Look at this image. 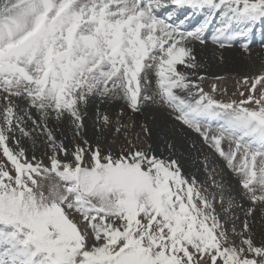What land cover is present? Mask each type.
I'll list each match as a JSON object with an SVG mask.
<instances>
[{
    "label": "snow or ice",
    "instance_id": "6c2138e0",
    "mask_svg": "<svg viewBox=\"0 0 264 264\" xmlns=\"http://www.w3.org/2000/svg\"><path fill=\"white\" fill-rule=\"evenodd\" d=\"M258 24L264 0H0V264H264V67L229 97L195 52ZM152 107L222 167L193 142L185 175Z\"/></svg>",
    "mask_w": 264,
    "mask_h": 264
},
{
    "label": "rangeland",
    "instance_id": "374dc122",
    "mask_svg": "<svg viewBox=\"0 0 264 264\" xmlns=\"http://www.w3.org/2000/svg\"><path fill=\"white\" fill-rule=\"evenodd\" d=\"M256 42V44L254 42H251V44H249L248 51H244L240 45H237L236 47H233L235 45H232L230 47L226 46L225 48H223V54L226 52L230 53L234 50V48H236L235 55L236 58H238L237 62L240 67L238 69H224L223 65V67H220L221 70H210L206 72H204V70L201 71V73L206 76V79L202 82V87H204L206 91H210L211 84L213 82H216L218 83L221 90L226 89V96H232L233 93L237 91L238 81H240L244 76H251L258 73L261 68L264 67V30L263 34L257 33ZM221 53L222 52L216 53L217 55L215 56L213 67H219L220 64L222 65V62H224V56L223 54L221 55ZM214 77H221V79L219 81H214ZM105 108H108V106H102L101 110H104ZM95 111V107H90L88 117L85 120L86 135L89 139H94L92 125L93 121L95 120ZM109 111H111V109H109ZM160 111H163V109L152 107L145 110L143 116H141V119H139L138 116L135 117V119H137L138 121H147L150 126H153L154 123L155 125L159 126V129H163L168 133L169 138L173 140L177 145V157L180 160V164L182 169L184 170L185 175L189 177L195 175L199 181H205L206 179V173L202 165L203 155H198L197 152L190 150L189 146L193 142L197 144L198 148L202 149L203 154L209 156L210 160L214 159L216 161V167L218 169L222 167V161H220L218 157L212 156L210 150L206 146L202 145V142L199 140V137L196 133L191 132V130L183 128L181 125L175 123H171L169 127L165 126L163 122L155 119V116H160ZM165 113L168 114V112ZM157 130L158 129L154 128V133ZM61 134V132L57 133L58 136H60ZM68 135L70 137L71 134L69 133ZM155 139L156 137L154 135L153 141H155ZM24 142L28 148H32L31 141ZM160 151H163L164 155L168 154L162 142ZM222 178L226 185L231 186L234 195H237L241 192L237 183V178L226 168H224L222 171ZM217 179L219 180L221 179V177L218 176ZM244 204L245 206H247V201H244ZM256 230L258 233L257 239H259V234L261 232H264V228H262L258 223Z\"/></svg>",
    "mask_w": 264,
    "mask_h": 264
},
{
    "label": "bare ground",
    "instance_id": "6f19581e",
    "mask_svg": "<svg viewBox=\"0 0 264 264\" xmlns=\"http://www.w3.org/2000/svg\"><path fill=\"white\" fill-rule=\"evenodd\" d=\"M184 14L183 16H190V19H184L185 20V26L187 27H194L196 26L202 19V17L199 14H190V13H182ZM264 30V24H258L256 26V30L255 32L251 35L248 43L251 44V42L253 43H257L256 42V35L257 33L263 32ZM208 35H211V32L209 31ZM235 43V44H234ZM241 43H243L242 41H233L232 45H235L233 47H236L237 45H242ZM195 52H196V56L198 58V60L200 61V63L203 65V67L200 69V72L204 70V72L206 71H210V70H221L220 67H223L224 65V69H238L240 66L237 62L236 55V48H234V50L230 53H224V50L221 48H218L217 45H213L211 42H209L207 45H200L198 42H195ZM221 53V55L223 54V59L224 62H222V65L220 64L219 67H213L214 64V59L215 56L217 55L216 53ZM183 70V69H182ZM167 112V110L163 109V111H160V116H155V119H158L159 121L163 122L165 124V126L171 125V123H175L178 124L177 122L173 121L170 116L165 113ZM139 119H141V116H138ZM154 124V123H153Z\"/></svg>",
    "mask_w": 264,
    "mask_h": 264
}]
</instances>
